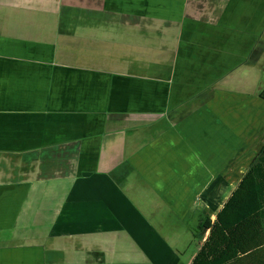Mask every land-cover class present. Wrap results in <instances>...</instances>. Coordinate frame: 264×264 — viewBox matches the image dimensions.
<instances>
[{"label": "crops", "instance_id": "obj_1", "mask_svg": "<svg viewBox=\"0 0 264 264\" xmlns=\"http://www.w3.org/2000/svg\"><path fill=\"white\" fill-rule=\"evenodd\" d=\"M263 65L264 0H0V264H191Z\"/></svg>", "mask_w": 264, "mask_h": 264}, {"label": "trees", "instance_id": "obj_2", "mask_svg": "<svg viewBox=\"0 0 264 264\" xmlns=\"http://www.w3.org/2000/svg\"><path fill=\"white\" fill-rule=\"evenodd\" d=\"M199 230L209 236L191 264H264V146L216 219L200 217Z\"/></svg>", "mask_w": 264, "mask_h": 264}, {"label": "rangeland", "instance_id": "obj_3", "mask_svg": "<svg viewBox=\"0 0 264 264\" xmlns=\"http://www.w3.org/2000/svg\"><path fill=\"white\" fill-rule=\"evenodd\" d=\"M263 68V69H262ZM259 72L261 73V79L262 80H264V65L263 66H261L260 68H259ZM264 109V108H263ZM263 116H264V114H263ZM250 133H252L251 131H250ZM259 140H262L263 141V138H264V135L262 136L261 135V133L259 134ZM257 140V139H256ZM256 140H255V142H256ZM255 144V143H254ZM257 149L259 150V146H257V145H252V146H245L244 148H242V150H240V149H238L237 151H234V153H233V160H232V172H233V182H235V178H237V177H234V175H235V170L237 169V168H240L242 171L245 169V166H246V164H247V160H250V158L252 157V156H254V155H256L255 153L257 152ZM246 150H248V151H246ZM246 152H248V154L246 155L245 153ZM245 154V158L247 159L246 161H242L241 162V160H238V158H239V156H243ZM252 155V156H251ZM1 156V155H0ZM6 156H8V155H4L3 157V161L6 163V164H10L11 163V161H10V157L8 156V157H6ZM6 157V158H5ZM15 158H16V156H14ZM243 158V157H242ZM237 160H238V162H237ZM0 164H2L1 162H0ZM19 164H22V163H18V165ZM11 165L13 166V169L12 168H10V170H8V171H6V169H3V167L0 165V169H1V171H0V181H2V180H8V179H15V180H17L18 178H20L21 176H26V174L28 173V171H23V170H21V169H17L16 168V164L14 165V164H10L9 165V167H11ZM233 169H234V171H233ZM242 171H239V170H237L236 171V174H238V175H240V173L242 172ZM30 176H27L26 178H29ZM235 179V180H234ZM218 190V189H217ZM217 192V191H216ZM212 194L213 193H207V192H205L203 195H201V202L202 203H204V205L206 206V205H210V207H214V202L212 203V200H213V197H212ZM227 195V194H226ZM214 197H215V195H213ZM223 196V194H220V199H221V197ZM217 197V196H216ZM217 199V202L215 203V205L217 206V204H219L218 202H219V198H216ZM210 209V210H212L213 211V209ZM194 249H192V251H193ZM187 255H189V254H187ZM25 258V257H24ZM10 256H8V258L6 257V256H2V259H1V262H2V264H13V263H11L10 262ZM14 260H15V258H14ZM22 261L21 262V264H25V261H24V259H21V258H17L16 259V261ZM43 260V258L42 257H39V259H38V262H40V263H42V264H46V262ZM57 261V260H56ZM58 261H60V260H58ZM61 263H62V261H61Z\"/></svg>", "mask_w": 264, "mask_h": 264}]
</instances>
